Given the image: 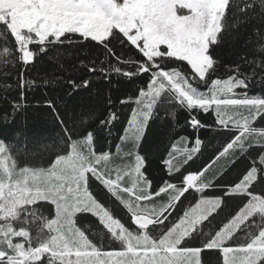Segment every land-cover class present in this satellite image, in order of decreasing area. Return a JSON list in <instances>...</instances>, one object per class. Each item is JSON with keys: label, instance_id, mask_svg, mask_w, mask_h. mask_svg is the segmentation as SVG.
Returning <instances> with one entry per match:
<instances>
[{"label": "snow or ice", "instance_id": "1", "mask_svg": "<svg viewBox=\"0 0 264 264\" xmlns=\"http://www.w3.org/2000/svg\"><path fill=\"white\" fill-rule=\"evenodd\" d=\"M0 93V264H264V0H0Z\"/></svg>", "mask_w": 264, "mask_h": 264}, {"label": "trees", "instance_id": "2", "mask_svg": "<svg viewBox=\"0 0 264 264\" xmlns=\"http://www.w3.org/2000/svg\"><path fill=\"white\" fill-rule=\"evenodd\" d=\"M0 95H2V93H0ZM8 96H9V99H17L18 98L15 91L10 93V94H8ZM39 98H40V93L39 92H37L35 95H29V97H28L29 101H34V100L39 99ZM0 105H2L3 108H7L8 107V101L0 99ZM181 122H182V117H181ZM159 174H160L159 172L155 173V175H159ZM92 238L96 239V237H92ZM106 246L115 247V248L119 247V245L116 244L115 242H112V244L110 246L107 245V242H106Z\"/></svg>", "mask_w": 264, "mask_h": 264}]
</instances>
